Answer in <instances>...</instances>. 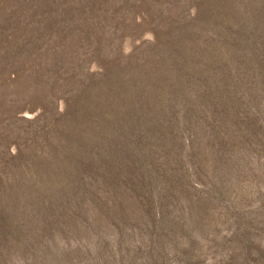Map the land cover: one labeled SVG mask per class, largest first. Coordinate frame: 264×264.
<instances>
[{"label": "rangeland", "instance_id": "1", "mask_svg": "<svg viewBox=\"0 0 264 264\" xmlns=\"http://www.w3.org/2000/svg\"><path fill=\"white\" fill-rule=\"evenodd\" d=\"M0 264H264V0H0Z\"/></svg>", "mask_w": 264, "mask_h": 264}]
</instances>
